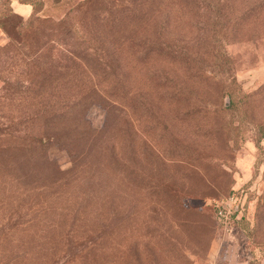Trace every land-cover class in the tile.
I'll use <instances>...</instances> for the list:
<instances>
[{
  "label": "trees",
  "instance_id": "1",
  "mask_svg": "<svg viewBox=\"0 0 264 264\" xmlns=\"http://www.w3.org/2000/svg\"><path fill=\"white\" fill-rule=\"evenodd\" d=\"M19 2L32 10L15 20L0 0V264H189L180 236L203 225L208 240L214 218L211 206L186 201L213 192L209 183L176 184L199 181V149L160 147L134 121L144 114L165 125L205 124L214 114L219 123L237 95L221 105L213 101L220 91L212 100L200 93L203 79L215 90L223 80L190 62L215 56L230 72L223 46L264 36V0H93V12L83 0L84 27L74 15L38 14L41 0ZM183 14L187 27L190 18L202 25L195 47L175 41ZM91 104L103 110L99 126L87 117ZM254 131L255 141L264 136V117ZM49 146L63 149L69 165L51 160ZM262 192L255 217L264 221ZM244 211L243 200L237 222L247 224Z\"/></svg>",
  "mask_w": 264,
  "mask_h": 264
},
{
  "label": "rangeland",
  "instance_id": "2",
  "mask_svg": "<svg viewBox=\"0 0 264 264\" xmlns=\"http://www.w3.org/2000/svg\"><path fill=\"white\" fill-rule=\"evenodd\" d=\"M82 1L41 0L37 7L38 14L53 19L68 16L70 22H74L75 19L70 18V15H74L78 18V27H84L88 10L85 9L86 5H81ZM9 5L15 20L27 17L32 10L30 4L21 3L19 0H9ZM73 8L76 11H71ZM90 11L93 12V0ZM181 21L182 24H179L175 32L176 43L192 45L194 42L192 47H195L200 32L197 27L202 25H196L193 18H190L191 26L187 27L184 14L181 15ZM6 39V34L0 28V44ZM223 47L230 57V72L221 64V59L215 56L205 58L199 56L190 62L192 69L199 67L209 76L223 80V88L217 87L215 90L212 80L203 79L198 85L200 93L212 100L214 94L212 91H220L213 101L221 105L231 92L237 95L236 102L224 113V117L218 120L219 123L215 122L214 114L205 124L197 117L190 123L175 121L172 124L167 122V125L162 120L149 121L143 114L140 120L134 121V127L143 129L145 133L154 137L160 147H172V143L181 141L185 143L183 147L187 151L192 152L194 147L199 149L197 153L199 152L198 159L201 161L202 170L193 175L199 178V181L179 178L176 184L197 189L204 188L202 185L207 182L214 191L206 197L187 195L188 203L212 212L210 201L232 196L231 212L226 225L219 222L213 211L212 231L208 240L203 225H199L201 230L194 226L197 232L194 227L189 229V237L180 236L185 253L191 260L189 264H264V221L255 217L257 203H261L259 197L263 195L264 188V136L255 141L254 134V124L264 117V95L257 93L259 87L264 84V36L257 37L256 34H252L244 40L234 39ZM174 69L178 75L182 72L179 65L174 66ZM230 73L234 75L235 82L229 81ZM87 117L93 125L99 126L103 120V110L98 105L91 104L87 109ZM236 124H240L239 129L233 126ZM145 133L142 132L140 135L148 139ZM47 156L60 167L69 165L68 155L61 148L49 146ZM169 171L177 176L181 174L192 176L190 174L192 170L182 167H171ZM200 177H203V180L200 181ZM230 191L231 193L226 195ZM243 200L247 224L244 220L237 222Z\"/></svg>",
  "mask_w": 264,
  "mask_h": 264
},
{
  "label": "built area",
  "instance_id": "3",
  "mask_svg": "<svg viewBox=\"0 0 264 264\" xmlns=\"http://www.w3.org/2000/svg\"><path fill=\"white\" fill-rule=\"evenodd\" d=\"M231 201L232 196L220 198V199H213L210 201L211 206L213 207V211L223 225L228 223V218L231 212ZM234 208V207H233ZM236 208V205H235Z\"/></svg>",
  "mask_w": 264,
  "mask_h": 264
},
{
  "label": "crops",
  "instance_id": "4",
  "mask_svg": "<svg viewBox=\"0 0 264 264\" xmlns=\"http://www.w3.org/2000/svg\"><path fill=\"white\" fill-rule=\"evenodd\" d=\"M240 262H243V261H240ZM246 262V261H245Z\"/></svg>",
  "mask_w": 264,
  "mask_h": 264
}]
</instances>
